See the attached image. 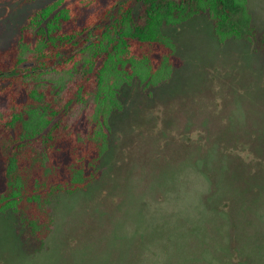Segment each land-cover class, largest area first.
<instances>
[{"label": "rangeland", "instance_id": "rangeland-1", "mask_svg": "<svg viewBox=\"0 0 264 264\" xmlns=\"http://www.w3.org/2000/svg\"><path fill=\"white\" fill-rule=\"evenodd\" d=\"M52 1L0 0V49ZM247 6L264 31V0ZM162 30L180 64L121 84L98 176L53 195L43 248L0 212V264H264V54L206 13Z\"/></svg>", "mask_w": 264, "mask_h": 264}, {"label": "trees", "instance_id": "trees-1", "mask_svg": "<svg viewBox=\"0 0 264 264\" xmlns=\"http://www.w3.org/2000/svg\"><path fill=\"white\" fill-rule=\"evenodd\" d=\"M200 13L219 43L244 39L264 54L247 0H53L0 49V212L15 215L26 245L44 247L55 193L98 176L121 84L156 85L180 64L162 28Z\"/></svg>", "mask_w": 264, "mask_h": 264}, {"label": "water", "instance_id": "water-1", "mask_svg": "<svg viewBox=\"0 0 264 264\" xmlns=\"http://www.w3.org/2000/svg\"><path fill=\"white\" fill-rule=\"evenodd\" d=\"M9 74V71H4L2 73H0V75H8Z\"/></svg>", "mask_w": 264, "mask_h": 264}]
</instances>
